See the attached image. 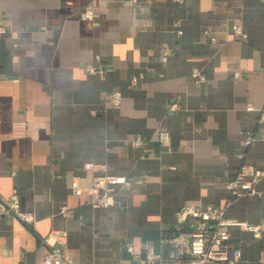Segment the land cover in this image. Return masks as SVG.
Segmentation results:
<instances>
[{
	"label": "crops",
	"instance_id": "0c3cea01",
	"mask_svg": "<svg viewBox=\"0 0 264 264\" xmlns=\"http://www.w3.org/2000/svg\"><path fill=\"white\" fill-rule=\"evenodd\" d=\"M0 26V196L17 191L29 216L0 214V264H43L61 235L71 264L168 258L162 239L192 231L182 209L231 197L247 131V161L264 169V0H0ZM98 55L103 75L85 70ZM87 163L129 178L112 206L72 193ZM258 189L226 216L263 229L232 227L227 258L207 264H232L233 247L234 264H264V177Z\"/></svg>",
	"mask_w": 264,
	"mask_h": 264
},
{
	"label": "built area",
	"instance_id": "2783aa9c",
	"mask_svg": "<svg viewBox=\"0 0 264 264\" xmlns=\"http://www.w3.org/2000/svg\"><path fill=\"white\" fill-rule=\"evenodd\" d=\"M132 2L134 0H131ZM181 1V0H177ZM82 16L85 19L93 20L95 12L93 8H86ZM6 29L0 26V33H4ZM233 31L245 36L241 25H234ZM182 34V31L179 32ZM215 42L216 38L212 37ZM168 49L164 52V59L167 60ZM103 57L98 55L96 62L85 65V70L90 74L103 75L105 67L103 65ZM192 82L201 84L206 80L205 74L199 69H194L191 73ZM136 82V79L133 80ZM110 103L117 106L121 103L122 94L119 91L111 93ZM248 110H256L253 105L247 107ZM262 117H264V104L259 108ZM258 133L255 131L245 132V136L241 141L243 151V161L236 171L234 178L227 183L231 197L223 208L208 206L185 207L180 211V220L182 222L193 219L190 224L192 231L188 235L179 234L162 239L163 244L170 246L169 257L164 258L162 255L152 252L148 249L146 258L138 259L139 264H175L176 261L188 259V264H207L209 261H221L227 258L230 251L231 228L234 226L242 227L248 231H252L258 235L263 229L262 225L250 224L226 216V210L237 198L243 196L256 197L260 195L258 183L264 177V169H260L247 161L248 151L257 140ZM159 139L166 142L169 139L168 132H160ZM143 139L140 137L133 140L134 146H140ZM102 169L93 163H87L85 176H75L71 182L72 193L78 196H86L93 208H108L113 205L114 198L117 193L126 186L130 185V180L125 175H116L109 173H98ZM67 206H62L60 212L69 215ZM0 214L16 216L25 222L29 221V216L20 209L19 193L15 191L9 197L0 196ZM44 243H48L47 239H43ZM242 251L239 247L232 248V258L230 263L234 264L240 260ZM43 264H71L64 250V235L56 239V243L49 244V250L46 253Z\"/></svg>",
	"mask_w": 264,
	"mask_h": 264
}]
</instances>
